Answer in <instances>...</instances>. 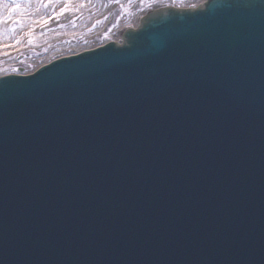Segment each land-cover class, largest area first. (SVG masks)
Listing matches in <instances>:
<instances>
[{
	"label": "water",
	"instance_id": "1",
	"mask_svg": "<svg viewBox=\"0 0 264 264\" xmlns=\"http://www.w3.org/2000/svg\"><path fill=\"white\" fill-rule=\"evenodd\" d=\"M0 264H264V0L1 77Z\"/></svg>",
	"mask_w": 264,
	"mask_h": 264
},
{
	"label": "bare ground",
	"instance_id": "2",
	"mask_svg": "<svg viewBox=\"0 0 264 264\" xmlns=\"http://www.w3.org/2000/svg\"><path fill=\"white\" fill-rule=\"evenodd\" d=\"M135 1L0 0V70L22 59H29L36 70L56 58L96 50L106 43L122 45V35L138 30L148 16L149 11L133 15V8L140 6ZM107 33L110 38L103 40Z\"/></svg>",
	"mask_w": 264,
	"mask_h": 264
},
{
	"label": "rangeland",
	"instance_id": "3",
	"mask_svg": "<svg viewBox=\"0 0 264 264\" xmlns=\"http://www.w3.org/2000/svg\"><path fill=\"white\" fill-rule=\"evenodd\" d=\"M200 0H136L134 4H140V6H136L135 8H133V15L135 13H146L147 11H149V9H157L159 7H162L166 4H173V5H184L185 3H195L198 2ZM110 33H107L106 36H104L103 40H107L110 37L108 36ZM103 40H101L100 42H102ZM29 60V59H28ZM28 60L22 59L17 60L19 62H17V65L11 66L9 68H5L0 70V74H4V73H18V72H22V73H27V72H32L35 68L36 65L34 63H30Z\"/></svg>",
	"mask_w": 264,
	"mask_h": 264
}]
</instances>
